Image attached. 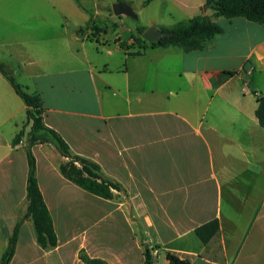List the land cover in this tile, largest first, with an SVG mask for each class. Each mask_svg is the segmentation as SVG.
Returning <instances> with one entry per match:
<instances>
[{
  "label": "crops",
  "instance_id": "0c3cea01",
  "mask_svg": "<svg viewBox=\"0 0 264 264\" xmlns=\"http://www.w3.org/2000/svg\"><path fill=\"white\" fill-rule=\"evenodd\" d=\"M117 1L135 7V0H0V13L9 15L0 61L40 94L45 123L125 189L114 190V198L93 194L61 173L66 158L54 145L35 144L58 243L43 249L24 218L10 264H83L82 249L109 264H144L147 247L151 264H171L168 253L190 264H264V127L256 96L237 81L247 63L264 65V26L242 16L214 17L205 0H171L185 19L169 24L155 16L141 25L167 29L204 14L223 32L200 49L148 41L133 54L138 25L123 38L126 21L110 11ZM158 1L137 0L138 13ZM46 9L56 17L19 19ZM79 9L93 12L79 22L73 17ZM43 21L35 28L49 27L48 36H20L22 26L31 30L28 22ZM26 110L0 72V264L27 208ZM21 129L25 136L15 144ZM214 218L220 232L205 244L195 229Z\"/></svg>",
  "mask_w": 264,
  "mask_h": 264
},
{
  "label": "trees",
  "instance_id": "16d2710c",
  "mask_svg": "<svg viewBox=\"0 0 264 264\" xmlns=\"http://www.w3.org/2000/svg\"><path fill=\"white\" fill-rule=\"evenodd\" d=\"M149 1V0H147ZM204 6L213 10V16H223L233 18L242 16L264 26V0H205ZM146 26L139 24L137 30L139 37H135L138 46L133 54H141L144 50L143 43L148 42L142 37ZM173 35L162 38L158 42H150L153 46L181 45L185 51L200 49L204 47L207 40L223 32V27L211 16L198 14L187 21L179 22L171 28ZM124 49L132 48L133 44L127 45L120 42ZM0 72L6 76L15 91L23 98L27 105V122L30 123V130L26 134V153L28 158L27 176V208L18 220L13 233L9 239V244L1 257V264H10L15 252V246L19 234L21 221L30 218L33 222L37 241L43 249H52L57 246L58 237L55 230L52 215L45 202L37 178V163L32 147L35 144H52L66 158L60 163L61 173L80 187L93 194L104 198H114V190L125 192L124 187L112 177H109L102 170L100 164L93 159L75 153L68 142L54 128L48 126L44 120L45 106L40 94L37 91H30L28 87L20 84L12 70L0 61ZM257 107L255 115L259 123L264 127V94L254 91ZM25 136L24 129H21L13 138V143H18ZM201 241L207 244L220 232V222L218 218L209 220L195 229ZM79 258L83 264H109L107 261L91 257L85 250L79 252ZM171 264H190L188 259L180 258L178 255L168 253ZM152 256L149 248L145 249L144 264H151Z\"/></svg>",
  "mask_w": 264,
  "mask_h": 264
},
{
  "label": "rangeland",
  "instance_id": "374dc122",
  "mask_svg": "<svg viewBox=\"0 0 264 264\" xmlns=\"http://www.w3.org/2000/svg\"><path fill=\"white\" fill-rule=\"evenodd\" d=\"M204 2V0H201V4ZM134 10L136 11L137 14L138 10H140L142 7L137 4V0H135V9L134 5H132ZM112 12V9H110ZM64 12V11H63ZM93 11H87L83 12L82 10H78L76 15H73L74 19L76 21H83L85 18H90L91 13ZM44 13L46 15L45 19L48 18H53L56 17V15H53V12L50 10H41V11H28L22 15H20L19 19H25L29 18L32 20V18L38 17L39 19L41 18L40 15L38 16L37 14H42ZM37 15V16H36ZM9 15L6 11H3L0 13V32L2 34V28L4 25L8 24L6 21ZM119 15H112L113 18L118 19ZM138 19H134L132 17H129L127 15L122 14L121 17L125 19L126 26L122 29V36L123 38L127 39V37L130 36L131 33H134L135 28L137 25L141 24V22H146V20L151 19L153 17L160 16L163 20H167V22H170L169 24L176 23L178 20H183L186 18L183 12L179 11L178 7L174 5L171 0H162L158 2H153L149 6L145 7L142 9L141 14L138 15ZM85 17V18H84ZM188 19L184 20L187 21ZM166 22V21H165ZM30 24L31 30H28L25 26H22L20 29V36L22 37H42V36H48L49 34L52 33L51 29L46 26H39L40 28H35L37 25H43L45 22H39V23H34V22H28ZM43 28V29H42ZM81 28H85V24L81 25ZM236 51L238 52H244L243 46H238L236 48ZM222 64L224 63V60L220 61ZM232 64L237 62V58L232 59L230 61ZM238 83L242 85V87H245L246 90H248V95H253L255 97L254 90L256 89L257 92H263L264 93V65H253L251 66V63H247V66L245 70L242 71V79L239 78L237 79ZM231 204L228 200V197L225 198L224 202V208L228 212L231 210ZM246 208V207H245ZM249 212V208H246L244 212H242L241 217L239 218V221L241 222L242 225H245L247 222V217L246 214Z\"/></svg>",
  "mask_w": 264,
  "mask_h": 264
},
{
  "label": "water",
  "instance_id": "95a60500",
  "mask_svg": "<svg viewBox=\"0 0 264 264\" xmlns=\"http://www.w3.org/2000/svg\"><path fill=\"white\" fill-rule=\"evenodd\" d=\"M112 10L116 15H127L134 19H138L139 16L134 8L126 1H117L112 4ZM174 32L168 29H163L157 25H150L142 33V37L150 42H158L162 38L173 35ZM51 146V144H49Z\"/></svg>",
  "mask_w": 264,
  "mask_h": 264
}]
</instances>
